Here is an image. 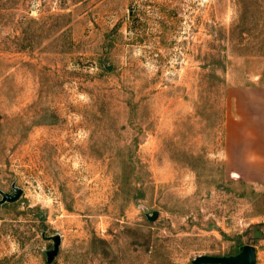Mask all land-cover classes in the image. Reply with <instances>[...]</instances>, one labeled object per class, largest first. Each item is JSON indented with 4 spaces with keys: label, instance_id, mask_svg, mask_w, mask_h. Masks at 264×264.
<instances>
[{
    "label": "rangeland",
    "instance_id": "obj_1",
    "mask_svg": "<svg viewBox=\"0 0 264 264\" xmlns=\"http://www.w3.org/2000/svg\"><path fill=\"white\" fill-rule=\"evenodd\" d=\"M259 134L264 0H0V264H264Z\"/></svg>",
    "mask_w": 264,
    "mask_h": 264
},
{
    "label": "crops",
    "instance_id": "obj_2",
    "mask_svg": "<svg viewBox=\"0 0 264 264\" xmlns=\"http://www.w3.org/2000/svg\"><path fill=\"white\" fill-rule=\"evenodd\" d=\"M259 138H264V135L259 134L250 137L243 135V147H240L239 150H236L239 152L243 151V167L240 165V167L243 169H238L235 173H240L243 171V175L250 174L253 176L264 174V142L262 143ZM239 157L241 158V156Z\"/></svg>",
    "mask_w": 264,
    "mask_h": 264
},
{
    "label": "water",
    "instance_id": "obj_3",
    "mask_svg": "<svg viewBox=\"0 0 264 264\" xmlns=\"http://www.w3.org/2000/svg\"><path fill=\"white\" fill-rule=\"evenodd\" d=\"M255 261V252L252 247L245 248V255L241 259V262L229 259H208V258H201L195 264H201L203 262H217V263H224V264H253Z\"/></svg>",
    "mask_w": 264,
    "mask_h": 264
}]
</instances>
